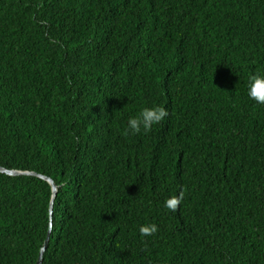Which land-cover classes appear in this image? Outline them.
<instances>
[{"label": "trees", "instance_id": "16d2710c", "mask_svg": "<svg viewBox=\"0 0 264 264\" xmlns=\"http://www.w3.org/2000/svg\"><path fill=\"white\" fill-rule=\"evenodd\" d=\"M256 72L264 0H0V264H264Z\"/></svg>", "mask_w": 264, "mask_h": 264}, {"label": "clouds", "instance_id": "9594fccd", "mask_svg": "<svg viewBox=\"0 0 264 264\" xmlns=\"http://www.w3.org/2000/svg\"><path fill=\"white\" fill-rule=\"evenodd\" d=\"M246 94L249 99L257 104L264 105V72H256L248 77L246 86ZM167 116V111L160 105L151 107H143L135 116L127 119V129L132 133H138L141 130L147 132L154 124H158ZM180 197L170 196L163 201V207L171 211L177 209ZM139 234L141 236H149L157 231V225L154 223H146L139 225Z\"/></svg>", "mask_w": 264, "mask_h": 264}, {"label": "water", "instance_id": "95a60500", "mask_svg": "<svg viewBox=\"0 0 264 264\" xmlns=\"http://www.w3.org/2000/svg\"><path fill=\"white\" fill-rule=\"evenodd\" d=\"M0 171L8 173L10 175H36V176H39L41 178L46 179L50 183L51 189H52V197H51V203H50V217H52L54 199L57 195L58 188H57V184L55 183V181L50 176L38 173V172L33 171V170L8 169V168L3 167V166H0ZM51 231H52V223L50 222V226H49L46 238L44 240L43 245L41 246V248L39 250L38 258L36 260V264H42V262H43V255H44V252L48 246Z\"/></svg>", "mask_w": 264, "mask_h": 264}]
</instances>
